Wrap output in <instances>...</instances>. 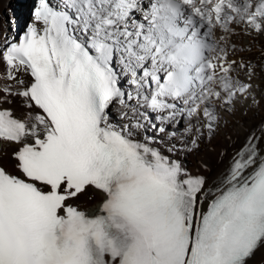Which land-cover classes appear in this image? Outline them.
Listing matches in <instances>:
<instances>
[{
  "label": "snow or ice",
  "instance_id": "1",
  "mask_svg": "<svg viewBox=\"0 0 264 264\" xmlns=\"http://www.w3.org/2000/svg\"><path fill=\"white\" fill-rule=\"evenodd\" d=\"M210 3L184 0L185 32L209 40L214 27L230 33L241 22L264 32V0H215L206 10ZM131 7L38 0L25 31L0 49L6 78L19 86L0 88V103L18 96L29 110L17 118L0 109V141L17 146L22 174L0 166V264H250L264 250V122L215 176L190 171L180 155L198 148L199 112L220 98L215 86L230 103L252 87L231 73L247 68L251 79L254 66L229 61L226 48L210 42L185 107L177 108L166 100L177 98L164 89L166 45L155 17L146 12L141 22ZM182 115L184 132L195 129L191 147L168 130ZM202 115L211 138L214 106ZM88 186L105 194L95 215L69 203Z\"/></svg>",
  "mask_w": 264,
  "mask_h": 264
},
{
  "label": "bare ground",
  "instance_id": "2",
  "mask_svg": "<svg viewBox=\"0 0 264 264\" xmlns=\"http://www.w3.org/2000/svg\"><path fill=\"white\" fill-rule=\"evenodd\" d=\"M55 2V0H52ZM145 5L138 7L139 11L134 10L130 12V16L137 14V19L142 18V14L147 12V6L152 0H144ZM214 2L207 5L206 10H212L214 8ZM38 0H35L34 7L37 5ZM198 3V0H197ZM239 3V0H237ZM20 6L17 0H0V49L4 47L5 40L8 38H15L18 40L22 34L29 20L26 19L21 27L18 29V15L17 7ZM34 7L28 10V15L32 20V11ZM6 12H11L10 18H7ZM232 31L226 33L223 29L214 27L212 37L209 41H215L219 47L226 48L228 52L227 59L229 61L235 60L239 63L243 60L247 65L249 62L253 65V75L251 79L247 76L248 69L243 70L236 68L231 73L233 79H239L244 83H250L251 88L245 95L237 94L230 103H225L226 94L220 89L219 85L215 86L216 91L221 92L220 98H213L211 105L207 103L201 106L199 112V119L201 121V131L203 135L198 141V148H193L190 152L180 153L182 157V163L187 166L190 171H201L202 173L215 176L220 170L227 166L228 159L230 158L232 149L238 148L244 141L245 137L251 128L255 127L259 123L264 121V32H256L252 30L244 22L232 23L230 25ZM222 37L224 39H222ZM234 46V47H233ZM210 55V54H209ZM7 66L2 59H0V88L12 85L13 90L18 89V85L15 81H10L6 78ZM20 79H24L26 83L31 81L30 75H19ZM4 93L0 91V97H4ZM8 100L11 102L0 103V109H11L24 118L28 114V109L23 102L22 97L8 96ZM167 102L174 103L177 108H184L182 98L172 99L166 98ZM181 102V104H179ZM204 106H214L215 114L217 115L216 131L211 138L208 137L207 131L203 129L202 125L205 122L202 115V108ZM33 115L38 109H33ZM118 106L114 102L109 108V113L112 117L116 116ZM149 111V116L153 120L156 113ZM154 114V115H153ZM166 115L167 113H160ZM22 116V117H21ZM189 123L196 124V118H192ZM128 123L127 120H122L121 124ZM180 124L175 128L171 125L168 126L169 131H176L178 136H183L181 143H187L191 147V139L195 136V129L191 133H185L184 129L187 127L185 122V116L180 117ZM172 143H176L175 138L172 139ZM167 145H165L166 147ZM14 143L0 141V164L7 170L12 171V174L22 175L15 167L16 160L12 153L16 149ZM163 150V149H162ZM224 152L226 155L221 158L220 153ZM167 154V152H165ZM188 162V163H187ZM206 163L209 167L204 169L202 164ZM8 170V171H9ZM9 171V172H10ZM11 173V172H10ZM105 198V194L102 191L96 190L92 186H88L86 190L78 194L77 198L69 200L70 204L78 206L79 209L86 213L98 212L102 201ZM206 204L204 208H206ZM250 264H264V250L258 252L255 258L250 261Z\"/></svg>",
  "mask_w": 264,
  "mask_h": 264
},
{
  "label": "clouds",
  "instance_id": "3",
  "mask_svg": "<svg viewBox=\"0 0 264 264\" xmlns=\"http://www.w3.org/2000/svg\"><path fill=\"white\" fill-rule=\"evenodd\" d=\"M136 10L141 0H127ZM154 6L156 11L151 12ZM184 0H152L150 13L155 17L157 33L164 38V53L168 68L167 80L164 81L165 92L175 98H186L193 88V76L209 55L210 41L201 35L185 32L181 23Z\"/></svg>",
  "mask_w": 264,
  "mask_h": 264
},
{
  "label": "rangeland",
  "instance_id": "4",
  "mask_svg": "<svg viewBox=\"0 0 264 264\" xmlns=\"http://www.w3.org/2000/svg\"><path fill=\"white\" fill-rule=\"evenodd\" d=\"M18 1V3L20 4V6H18L17 7V11H15V12H17V15L19 16L18 17V29H19V27H21V25L23 24V22L26 20V19H28L29 20V22H30V17H29V15H28V10H30L31 8H33L34 7V3H35V0H17ZM141 4H142V6H144L145 5V2H144V0H141ZM10 14H12L11 12H6V15H7V18H10ZM132 17H135V18H138L137 17V14H134ZM28 22V23H29ZM179 104H181V102H179ZM14 114L17 116V117H20V115L19 114H16V112L14 111ZM152 114V113H151ZM154 115V114H153ZM22 117V116H21ZM120 123H121V121H120ZM179 125H181L180 123H179ZM3 158H4V156L2 157V158H0L2 161H3ZM188 163V162H187ZM1 165V164H0ZM9 170V169H8ZM10 171V170H9ZM11 173H13L12 171H10Z\"/></svg>",
  "mask_w": 264,
  "mask_h": 264
}]
</instances>
